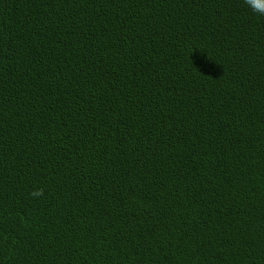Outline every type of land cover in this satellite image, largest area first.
Listing matches in <instances>:
<instances>
[{"label":"trees","instance_id":"16d2710c","mask_svg":"<svg viewBox=\"0 0 264 264\" xmlns=\"http://www.w3.org/2000/svg\"><path fill=\"white\" fill-rule=\"evenodd\" d=\"M0 264H264V16L0 0Z\"/></svg>","mask_w":264,"mask_h":264},{"label":"clouds","instance_id":"9594fccd","mask_svg":"<svg viewBox=\"0 0 264 264\" xmlns=\"http://www.w3.org/2000/svg\"><path fill=\"white\" fill-rule=\"evenodd\" d=\"M244 3L254 14L264 16V0H244ZM30 195L40 197L43 195V189H36Z\"/></svg>","mask_w":264,"mask_h":264}]
</instances>
